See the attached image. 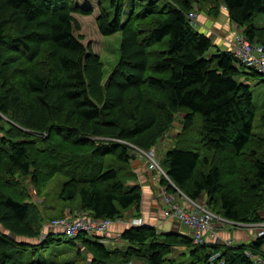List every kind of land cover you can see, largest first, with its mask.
<instances>
[{
    "label": "trees",
    "instance_id": "16d2710c",
    "mask_svg": "<svg viewBox=\"0 0 264 264\" xmlns=\"http://www.w3.org/2000/svg\"><path fill=\"white\" fill-rule=\"evenodd\" d=\"M80 1L0 0V264H255L246 249L264 238L194 243L180 229L161 233L147 224L124 229L115 244L107 234L40 236L44 217L27 178L39 191L64 175L60 198L78 197L93 219L139 217L130 163L138 150L156 147L179 112L185 132L199 116V142L213 155L189 143L164 151L159 165L172 184L193 200L208 193L227 220L264 219V137L253 131L247 81L259 73L191 26L187 13L205 0H110L113 17L99 0ZM219 1L245 38L264 47V0ZM94 7L101 34L120 32L119 57L104 81L102 61L75 33L72 14ZM260 118L264 125V105ZM64 243L52 257H36ZM177 245L186 248L180 261L169 256ZM69 250L71 259L58 258Z\"/></svg>",
    "mask_w": 264,
    "mask_h": 264
},
{
    "label": "rangeland",
    "instance_id": "374dc122",
    "mask_svg": "<svg viewBox=\"0 0 264 264\" xmlns=\"http://www.w3.org/2000/svg\"><path fill=\"white\" fill-rule=\"evenodd\" d=\"M99 1L101 2L105 11H107L110 14V16L113 17L114 10L109 5L110 0H99ZM99 1L91 0L89 5L93 6L94 4L96 6L95 3ZM124 1L126 2V5H129V4L131 5V2H133V0H124ZM80 3L85 4V0H81ZM214 7L219 8L218 13H217L218 15L222 10V6L219 0H205L204 2L201 1L200 4L197 6V10H195V12L198 15L197 18L199 17V15L206 16V17L211 16V18L217 16L212 12ZM97 13H98L97 7H94L91 13H82L76 10V8L72 11L73 16L78 20V23L80 25V29L75 31V33L78 36H81V41L85 45H89L91 49L96 54L99 55L102 61L103 81H104L119 57L120 32H117L112 35L101 34L98 28V25H97V20H96ZM220 18H221V15H219V19ZM228 28H229V37L226 38L225 36L222 37L221 34L218 32V30L215 29L214 26H211V28L206 27L208 34L209 32L211 33V36L217 34L219 37L221 36V38H225L226 42L227 40L232 41V39H234V35L237 33L236 29H234L235 32L232 31L233 28L231 27V25H228ZM198 29H199V20H198ZM214 38L212 39V41L215 40ZM38 59H42V57H39ZM262 78H264V76H261V75L250 76V78L247 81L250 84L252 99H253V103L255 106V115L253 119V131L255 133L260 134L262 137H264V125L260 118L261 113H262V106L264 105V81ZM183 115H184L183 112H179L176 114L175 119L173 120L171 126L168 128L167 132L164 134L161 140L157 142L156 147L152 148L158 161L163 155L164 151H166L167 149L173 148L175 145H185L186 143H189L187 145L193 147L194 149H197L198 146H200L198 148V151L202 155H205V154L210 155V156L213 155L212 153H206L202 149L201 143L199 142V138H200L199 137V127H200L199 126V123H200L199 116L198 115L195 116L193 120V124H191L187 132H185L182 129ZM262 144L264 146V142ZM227 154H228L227 151H222V153H219L222 159L226 158ZM134 156L141 157L142 159L146 161V167L148 169L147 171L154 172L156 174V177L157 175L159 177L161 176L159 170H151L149 168V164L144 156H141L138 152L134 153ZM215 158L217 159V157ZM159 162L161 165V161ZM224 164H228L226 159L222 160V165ZM65 180H66V177L64 175H61V174L55 175L52 179L48 180L45 185L41 186L42 189H40L39 191H37V188L39 187L36 185H33L29 178L25 180L27 190L30 194L29 198L33 202L35 201L39 205L40 209L42 210V215L44 217L42 220L43 223H42V227L40 231V236L46 234V231L51 230V227L49 226V222L53 219L61 218L64 216H68L69 218H74L77 216H86L88 214L86 211H83L79 208L78 197L73 200H69V201H66V200L63 201L60 198L59 192L61 191L62 183ZM160 194H161V190H160ZM196 200L197 202L204 204L206 207L211 208L213 212H215L216 214V210H214L215 203L213 202L212 196H210L208 193L206 192L202 193L201 196L197 198ZM140 205H141V202H140ZM133 215H135V213L132 211H129V212H126V216H123V218L117 219V220L122 221V219L128 218V221H129L131 217L133 218ZM262 216L264 215L262 214ZM162 220L171 222L169 220H166L163 215H162ZM113 222L114 221H112L111 225H113ZM142 223H143V220H142ZM160 225L164 227L162 228ZM219 226H220L219 224H216V228L218 229L217 234L219 236L220 243L223 244L225 240H228L229 235H227V233L230 231V229H235V227L233 226L231 227L230 225H226L225 227H219ZM157 228H159L158 231L161 233L176 232V230H179L178 226L174 223H172L171 225H168V224L166 225L160 222L157 225ZM109 230H112V226L109 227ZM109 230H107L106 234L109 233L108 232ZM113 230L119 231L116 228H113ZM54 234H58V233H54ZM59 234L60 235H54V237H60L63 239L67 238L64 234L62 233H59ZM18 238L21 241L25 239L24 237H18ZM110 238L114 239L112 240L113 242L111 244H115L116 243L115 240L119 238V235L116 237L110 236ZM26 240H29V239H26ZM111 244L109 243V245ZM68 247L69 245L66 243L61 244V245L60 244L52 245L50 248L44 251L37 252L36 257H39V256L52 257L51 252H55L58 249H66ZM185 251H186L185 247L181 245H177L172 248V252L169 256L172 257L174 261H180L182 260V258H184L183 255ZM72 257L73 255H72L71 250L67 251L64 254L58 255V258L61 260L71 259ZM7 263L9 264V262Z\"/></svg>",
    "mask_w": 264,
    "mask_h": 264
},
{
    "label": "built area",
    "instance_id": "2783aa9c",
    "mask_svg": "<svg viewBox=\"0 0 264 264\" xmlns=\"http://www.w3.org/2000/svg\"><path fill=\"white\" fill-rule=\"evenodd\" d=\"M187 17L191 26L198 28L197 13L195 10L189 11ZM228 51L234 55L239 63L243 64L246 70H254L264 76V47L260 44L251 43L242 34L240 28L234 35V39L230 41ZM137 152L145 157L151 170L160 171L161 176L159 177L157 175L159 180L165 178L172 184L164 170L160 167L159 161L152 149L149 151L138 150ZM172 186L175 189V192L172 193L161 189L160 195L165 205L162 215L166 220L178 223L183 231L192 238L194 243L220 242L216 224H219V227L230 225L235 228L247 229L251 238L246 242L238 243H251L264 238V219L258 222H233L227 220L215 214L210 208L197 202V200L190 199L173 184ZM111 223L112 221L108 219L96 220L91 216H77L74 218L64 216L51 220L49 226L51 227V232L66 233L67 236L71 237L80 232L100 235L106 234ZM128 224L130 226L141 225L142 219L131 218ZM224 243L238 244L231 240H225ZM246 255L255 264H264V243L257 249L248 247L246 249Z\"/></svg>",
    "mask_w": 264,
    "mask_h": 264
},
{
    "label": "crops",
    "instance_id": "0c3cea01",
    "mask_svg": "<svg viewBox=\"0 0 264 264\" xmlns=\"http://www.w3.org/2000/svg\"><path fill=\"white\" fill-rule=\"evenodd\" d=\"M219 15H221L220 19H219ZM197 19L199 20V29L197 28V30H200L201 32L206 33L208 36H210L211 39L215 37L214 38L215 40L213 41V44L215 46L214 48L228 50L231 40H227L226 42L225 38H221V36L222 37L225 36L226 38L229 37L228 25H231V27L233 28L232 29L233 32H235L234 29L238 31L239 28L235 24H233L231 21H229L225 7L222 6L221 12L213 18H211V16L206 17V16L199 15ZM201 22L202 24L203 23L204 24L202 25ZM211 26H214L215 29L218 30V32L221 34L220 37L217 34L211 36L210 32L208 34L206 27L211 28ZM130 167L134 173V178L132 181H130V183H135L139 185L141 189V195H142L141 205L138 211L136 212L138 214L136 216H139V217L133 216V218H141L143 220L142 224L155 226L156 228L160 222L166 225L167 224L171 225L172 223H174L178 226V229L183 231L182 227L178 223L173 222V221L168 222V221L162 220V211L165 206H164L162 197L160 195V190L161 189L166 190V186L162 184V182L156 177L154 172L147 171L148 169L146 167V161L142 159L141 157L134 156V159L130 163ZM86 216H89V214H87ZM111 226H112V230H109L108 228L109 233L107 234V236L116 237L119 235L118 233H121L124 229L128 228L130 225L128 224V218H127V219H122V221L116 220L113 222V225H110L109 227ZM113 228H116L119 231L113 230ZM227 235H229L228 240H231L232 242H237V243L246 242L251 238L249 231L245 228L230 229Z\"/></svg>",
    "mask_w": 264,
    "mask_h": 264
},
{
    "label": "water",
    "instance_id": "95a60500",
    "mask_svg": "<svg viewBox=\"0 0 264 264\" xmlns=\"http://www.w3.org/2000/svg\"><path fill=\"white\" fill-rule=\"evenodd\" d=\"M259 75H261V74H259Z\"/></svg>",
    "mask_w": 264,
    "mask_h": 264
}]
</instances>
